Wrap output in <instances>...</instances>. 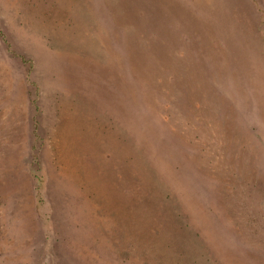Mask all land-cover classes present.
<instances>
[{
	"label": "rangeland",
	"instance_id": "rangeland-1",
	"mask_svg": "<svg viewBox=\"0 0 264 264\" xmlns=\"http://www.w3.org/2000/svg\"><path fill=\"white\" fill-rule=\"evenodd\" d=\"M0 264H264V0H0Z\"/></svg>",
	"mask_w": 264,
	"mask_h": 264
}]
</instances>
